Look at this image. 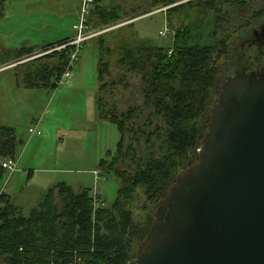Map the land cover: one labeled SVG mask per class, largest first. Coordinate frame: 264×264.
<instances>
[{
  "label": "trees",
  "instance_id": "16d2710c",
  "mask_svg": "<svg viewBox=\"0 0 264 264\" xmlns=\"http://www.w3.org/2000/svg\"><path fill=\"white\" fill-rule=\"evenodd\" d=\"M100 1L92 0L97 27L164 8L160 12L172 36L168 46L147 37L112 47L99 39L96 109L119 132L114 152L108 150L99 166L119 181L117 195L109 205L97 195L95 206L89 188L74 191L59 182L24 214L2 190L0 264H62L78 257L84 264L133 262L159 200L195 160L225 73L263 49L257 44L242 48V42L264 23V0H130L135 7L129 10L126 0H114L110 7ZM72 49L52 50L46 56L55 58L51 67L42 64L29 74L55 88ZM33 51L22 49L18 56ZM134 80L139 100L127 105L112 100L115 92L123 94L119 86L126 90ZM16 148L13 128L0 124V181L6 171L1 161L14 157Z\"/></svg>",
  "mask_w": 264,
  "mask_h": 264
},
{
  "label": "rangeland",
  "instance_id": "374dc122",
  "mask_svg": "<svg viewBox=\"0 0 264 264\" xmlns=\"http://www.w3.org/2000/svg\"><path fill=\"white\" fill-rule=\"evenodd\" d=\"M115 1L102 0L98 4L110 7L116 5L112 4ZM129 4L130 0H126L125 5ZM133 5L127 10L134 8ZM93 7L91 1L83 13V0H2L0 124L13 128L17 137L15 157L19 159L18 170L12 173L6 170L0 188L24 214L59 182L70 185L74 191L89 188L107 205L113 202L119 181L99 163L108 158V150L114 152L119 132L115 124L100 118L96 109L99 39H105V45L111 47L120 40L132 42L136 37L151 38L160 46L172 43L164 12H160L164 8L97 27L91 14ZM81 21L95 35L82 43L67 82L55 88L50 81L41 84L38 74L29 73L43 67L42 64L51 67L55 58L46 56L58 48V45L48 49L42 46L65 36L75 37V26ZM28 48L35 51L18 56L22 49ZM137 82L132 81L126 90L117 85L123 94L115 92L112 100H122L126 105L139 100L134 86ZM37 120L41 134L31 135L28 128ZM94 171L98 173L96 176Z\"/></svg>",
  "mask_w": 264,
  "mask_h": 264
},
{
  "label": "water",
  "instance_id": "95a60500",
  "mask_svg": "<svg viewBox=\"0 0 264 264\" xmlns=\"http://www.w3.org/2000/svg\"><path fill=\"white\" fill-rule=\"evenodd\" d=\"M264 37V23L252 34ZM224 75L195 160L159 200L134 264H264V41Z\"/></svg>",
  "mask_w": 264,
  "mask_h": 264
},
{
  "label": "built area",
  "instance_id": "2783aa9c",
  "mask_svg": "<svg viewBox=\"0 0 264 264\" xmlns=\"http://www.w3.org/2000/svg\"><path fill=\"white\" fill-rule=\"evenodd\" d=\"M92 0H83V8H82V12L86 13V6L91 3ZM84 21H81L78 25L75 26V28L77 29V34L75 37L67 40L66 42L58 45V48L55 49H60L65 45H72L73 49L69 55V59L65 65L64 70L62 71L60 77L58 79H56V81H54L55 86H63L71 72L72 67L76 64L78 58H79V52L82 46V43L84 41H86L87 39H89L90 37H92L93 35H95V33H91L87 27L86 24L83 23ZM98 33V32H97ZM39 120L37 121H33V123L29 126L28 131L31 135H39L41 134V131L39 129ZM19 158H16L15 155L14 157H8L5 158L1 161V166L3 168H5L6 170L9 171V173H12L16 170H18L17 167V161ZM95 176L98 174L96 171H94ZM2 192V189L0 190V194ZM94 205L98 206V197L96 195V193L94 194ZM2 206V201H0V207ZM54 264V263H52ZM62 264H84L81 260V258H76L75 260L69 261V262H65ZM127 264H134V260L133 262L128 261Z\"/></svg>",
  "mask_w": 264,
  "mask_h": 264
},
{
  "label": "flooded vegetation",
  "instance_id": "af4514ba",
  "mask_svg": "<svg viewBox=\"0 0 264 264\" xmlns=\"http://www.w3.org/2000/svg\"><path fill=\"white\" fill-rule=\"evenodd\" d=\"M264 41V38L260 35H254V33L252 34V37L250 40H247L243 45V47H246L247 49H250L252 47L253 44H257V45H261V43ZM246 44V45H245ZM244 55V53H242ZM242 67V66H241Z\"/></svg>",
  "mask_w": 264,
  "mask_h": 264
},
{
  "label": "crops",
  "instance_id": "0c3cea01",
  "mask_svg": "<svg viewBox=\"0 0 264 264\" xmlns=\"http://www.w3.org/2000/svg\"><path fill=\"white\" fill-rule=\"evenodd\" d=\"M65 38L71 39V36H65V37L60 38V39H65ZM60 39H58V40H60ZM58 40H57V41H58ZM49 43H50V42H49ZM46 44H48V43H46ZM34 51H35V50H34ZM68 77H69V76H68ZM66 82H67V80H66ZM66 82H65V83H66ZM64 85H65V84H64ZM64 85H63V86H64ZM81 188H83V187H81ZM3 192H5V191L3 190ZM5 193H6V192H5ZM7 194H8V193H7ZM8 197H9V199L11 200V197H10L9 194H8ZM11 201H12V200H11ZM12 202H13V201H12ZM13 203H14V202H13ZM14 204H15V203H14Z\"/></svg>",
  "mask_w": 264,
  "mask_h": 264
}]
</instances>
